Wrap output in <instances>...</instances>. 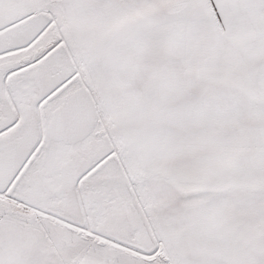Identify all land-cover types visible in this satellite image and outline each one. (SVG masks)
<instances>
[{
    "label": "snow or ice",
    "instance_id": "snow-or-ice-1",
    "mask_svg": "<svg viewBox=\"0 0 264 264\" xmlns=\"http://www.w3.org/2000/svg\"><path fill=\"white\" fill-rule=\"evenodd\" d=\"M0 264H264V0H0Z\"/></svg>",
    "mask_w": 264,
    "mask_h": 264
}]
</instances>
